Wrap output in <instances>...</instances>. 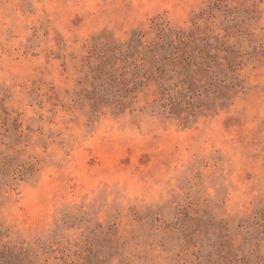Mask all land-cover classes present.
<instances>
[{
	"label": "rangeland",
	"instance_id": "obj_1",
	"mask_svg": "<svg viewBox=\"0 0 264 264\" xmlns=\"http://www.w3.org/2000/svg\"><path fill=\"white\" fill-rule=\"evenodd\" d=\"M0 264H264V0H0Z\"/></svg>",
	"mask_w": 264,
	"mask_h": 264
}]
</instances>
